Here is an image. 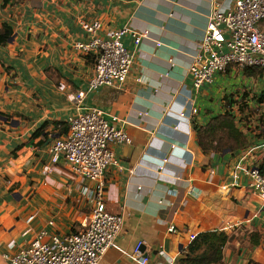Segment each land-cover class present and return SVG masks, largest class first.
<instances>
[{"label": "crops", "instance_id": "obj_1", "mask_svg": "<svg viewBox=\"0 0 264 264\" xmlns=\"http://www.w3.org/2000/svg\"><path fill=\"white\" fill-rule=\"evenodd\" d=\"M234 1L0 0V27L12 29L0 44V264H11L3 253L17 252L42 230L50 236L80 229L91 210L92 182L64 163L48 171L51 141L76 112L70 97L86 90L94 70V55L73 46L88 38L81 19L148 33L137 46L123 36L133 53L124 85L84 98L110 122L119 119L132 138L113 145L120 168L105 174L106 209L124 222L98 264H139V240L151 262L185 264L190 234L210 231L229 237L211 264H264V199L238 171L264 170L261 69L231 65L198 90L188 74L212 7L226 11ZM224 113L244 145L203 150L197 129Z\"/></svg>", "mask_w": 264, "mask_h": 264}, {"label": "built area", "instance_id": "obj_2", "mask_svg": "<svg viewBox=\"0 0 264 264\" xmlns=\"http://www.w3.org/2000/svg\"><path fill=\"white\" fill-rule=\"evenodd\" d=\"M79 22L88 38L75 41L73 46L94 55V70L86 90L80 89L70 97L76 112L67 121V131L51 141L48 171L64 163L73 176L94 184L90 215L76 231L48 236L42 230L17 252L3 253L11 264H98L104 252L116 244L123 227V215L106 209L105 174L111 166L120 168L113 145L130 144L132 138L116 125L119 119L114 117L110 122L101 109L86 106L84 98L87 92L103 86L119 89L124 85L133 53L124 46L123 36L130 34L137 46L148 33L128 26L104 30L99 19ZM231 65L239 69L258 67L264 77V0H235L226 11L217 5L212 7L188 68L192 88L210 84L217 72ZM238 171L247 178L249 188L264 199V170L250 166L238 167ZM237 177L234 174L236 183ZM167 230L173 232L175 227L170 225ZM194 237L190 234L191 240ZM142 243L139 240L133 247L139 264H157L141 251ZM163 264L173 261L166 259Z\"/></svg>", "mask_w": 264, "mask_h": 264}, {"label": "trees", "instance_id": "obj_3", "mask_svg": "<svg viewBox=\"0 0 264 264\" xmlns=\"http://www.w3.org/2000/svg\"><path fill=\"white\" fill-rule=\"evenodd\" d=\"M11 34L12 29L4 23L0 27V44L5 43ZM197 134L198 142L205 151L235 150L245 143L244 135L236 128L233 116L229 113L213 117L206 125L197 129ZM228 239L224 232L199 233L189 243L182 261L185 264L217 262L222 257V247Z\"/></svg>", "mask_w": 264, "mask_h": 264}, {"label": "rangeland", "instance_id": "obj_4", "mask_svg": "<svg viewBox=\"0 0 264 264\" xmlns=\"http://www.w3.org/2000/svg\"><path fill=\"white\" fill-rule=\"evenodd\" d=\"M88 213V211H86ZM89 215H90V212H89Z\"/></svg>", "mask_w": 264, "mask_h": 264}]
</instances>
